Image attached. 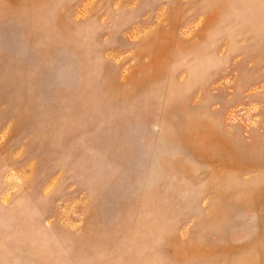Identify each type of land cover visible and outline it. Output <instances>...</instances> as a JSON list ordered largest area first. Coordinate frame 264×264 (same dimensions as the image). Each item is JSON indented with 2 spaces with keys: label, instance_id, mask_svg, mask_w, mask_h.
<instances>
[{
  "label": "rangeland",
  "instance_id": "rangeland-1",
  "mask_svg": "<svg viewBox=\"0 0 264 264\" xmlns=\"http://www.w3.org/2000/svg\"><path fill=\"white\" fill-rule=\"evenodd\" d=\"M0 264H264V0H0Z\"/></svg>",
  "mask_w": 264,
  "mask_h": 264
}]
</instances>
